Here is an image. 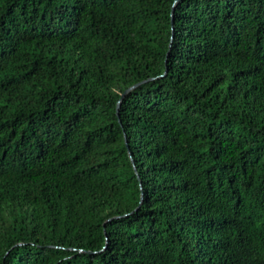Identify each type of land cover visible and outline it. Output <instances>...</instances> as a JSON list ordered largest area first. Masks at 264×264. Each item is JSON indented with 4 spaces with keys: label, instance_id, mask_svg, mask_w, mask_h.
<instances>
[{
    "label": "trees",
    "instance_id": "obj_1",
    "mask_svg": "<svg viewBox=\"0 0 264 264\" xmlns=\"http://www.w3.org/2000/svg\"><path fill=\"white\" fill-rule=\"evenodd\" d=\"M0 264H264V0H0Z\"/></svg>",
    "mask_w": 264,
    "mask_h": 264
},
{
    "label": "water",
    "instance_id": "obj_2",
    "mask_svg": "<svg viewBox=\"0 0 264 264\" xmlns=\"http://www.w3.org/2000/svg\"><path fill=\"white\" fill-rule=\"evenodd\" d=\"M176 2H177V1H175V3H176ZM172 12H173V11H172ZM137 85H138V84H135V85L129 87L127 90H125L124 93L122 94L121 98H122V97H123L128 91H130V90H132L133 88H135ZM119 104H120V100H119L118 103H117V108H118ZM129 158L131 159V156H129ZM131 163H132V166H133L134 171H135V167H134V165H133L132 160H131ZM140 189H141V186H140Z\"/></svg>",
    "mask_w": 264,
    "mask_h": 264
}]
</instances>
